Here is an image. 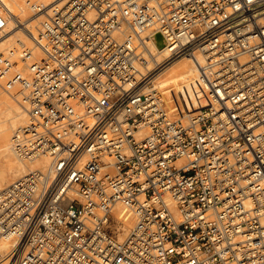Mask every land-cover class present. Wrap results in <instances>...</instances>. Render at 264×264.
I'll list each match as a JSON object with an SVG mask.
<instances>
[{
	"label": "built area",
	"instance_id": "1",
	"mask_svg": "<svg viewBox=\"0 0 264 264\" xmlns=\"http://www.w3.org/2000/svg\"><path fill=\"white\" fill-rule=\"evenodd\" d=\"M33 10L45 16L33 45L0 53V78L24 88L14 154L50 160L0 190V262L264 264V0H38ZM6 26L0 12V38ZM158 33L168 56L143 72ZM197 52L212 104L171 116L152 81ZM119 201L137 217L123 240Z\"/></svg>",
	"mask_w": 264,
	"mask_h": 264
},
{
	"label": "bare ground",
	"instance_id": "2",
	"mask_svg": "<svg viewBox=\"0 0 264 264\" xmlns=\"http://www.w3.org/2000/svg\"><path fill=\"white\" fill-rule=\"evenodd\" d=\"M33 4L34 2L27 4L24 0H0V12L5 11V15L7 16L5 33L3 37L0 38V53L5 50L10 51L13 49L12 47L16 42L18 44L20 42H33L32 39L34 36H37L40 22L45 19V16L39 13L34 15L29 14L30 9L33 10ZM26 14L27 16L24 18ZM168 53L169 51L166 47L158 46L156 41L149 38L147 40V47L141 51V58L137 63V68L143 72H151L159 63L164 61V59L168 56ZM37 54L41 58L44 57L40 50H37ZM186 58V60H176L167 67L163 68L155 76L151 84L154 89H157L158 91L162 89L166 93L168 99L166 103L170 113H174L178 110H193L198 107L203 109L212 104V99L200 74V67L198 63V61L201 63L204 62V56L201 52H197L196 57L187 56ZM23 68V71L26 72L27 69L25 67ZM14 98H17V92L14 87H7L6 91L0 87V139L6 134L10 127L14 126L15 123L17 121L19 122L21 119V113L16 108ZM20 105L25 115H27L28 113L24 104H22V99L20 100ZM188 112L181 117L187 118L194 114ZM10 139L9 141H11ZM0 147L10 159V145L8 143H1ZM108 159L112 161L111 156H108ZM18 160L20 162L18 171L15 176H12L13 178L19 177L30 168L32 169L33 166H35L31 164L32 162L39 167H46L50 159L48 156L44 155L31 161L19 158ZM8 181H11V179L9 178ZM5 186L6 185L3 186V181L0 176V190ZM112 213L114 217L117 216L118 219L125 224L126 228L129 229V233L137 220L136 214L132 208L119 201L113 206ZM12 245V240H3L1 248H10ZM0 264H8V259L1 261Z\"/></svg>",
	"mask_w": 264,
	"mask_h": 264
},
{
	"label": "rangeland",
	"instance_id": "3",
	"mask_svg": "<svg viewBox=\"0 0 264 264\" xmlns=\"http://www.w3.org/2000/svg\"><path fill=\"white\" fill-rule=\"evenodd\" d=\"M27 4L29 3H33V2H35V1H38V0H24ZM44 1H48V0H44ZM30 9V8H29ZM1 13H3V14H5V11L4 12H1ZM29 14H31V15H34V10H31L30 9V13ZM26 16H27V14L24 16V18H26ZM37 34H38V31H37ZM27 44H30V45H33V42H26ZM15 46V47H14ZM12 48H17L18 47V43L16 42L15 43V45H14ZM2 53H4V54H9V51H7V50H5L4 52H2ZM181 59H187L186 58V56L185 57H181V58H179V59H177V60H181ZM154 66V65H153ZM161 70H159L158 71V73L160 72ZM28 72V71H27ZM157 73V74H158ZM156 74V75H157ZM155 75V76H156ZM155 78V77H154ZM0 80H1V83H0V87L4 90V91H6V88L7 87H14V89L16 90V92H17V98H14L15 99V102H16V108H17V110L21 113V119L19 120V122L17 121L16 123H15V125L14 126H12V127H10L8 130H7V132H6V134L4 135V136H2L1 137V139H0V144L2 143V144H4V143H8L9 145H10V159H12V160H10L8 157H7V155L5 154V152L2 150V148L0 147V176H1V178H2V181H3V186L4 185H7V184H9L12 180H14L15 178H13L12 176H15L16 174H17V171H18V166H19V160H18V157L15 155V154H13L14 152H13V150L11 149L12 147H11V136H12V134H13V132H14V130L18 127V126H20L21 124H23L27 119H28V114L27 115H25V113H24V111H23V109H22V107H21V105H20V100L22 99V104H24L25 105V102H24V96H23V92H24V88L20 85V84H17V83H9L8 82V79H4V78H0ZM159 90H160V88H159ZM162 93L161 94H163L162 96H163V99H164V103H165V106H166V109L168 110V107H167V95H166V93L161 89L160 90ZM6 94H7V92H6ZM9 95V94H8ZM11 97V96H10ZM25 107V106H24ZM201 109V107L199 108H196V109H193V110H178V111H176V112H174V113H170V111H168L169 112V114L171 115V116H175V117H177V118H180L181 116H183V115H185V114H187V112L188 113H197V112H199V110ZM182 114V115H181ZM183 118H185V117H183ZM17 126V127H16ZM16 127V128H15ZM9 137V138H8ZM8 139V140H7ZM9 139L11 140V141H9ZM7 140V141H6ZM8 160V161H7ZM11 163V164H10ZM29 163H31V162H29ZM4 164V165H3ZM32 165H35V166H33V168H38L39 166L38 165H36V164H34L33 162L31 163ZM31 169V168H30ZM29 170V169H28ZM5 172V173H4ZM9 174V175H8ZM8 175V176H7ZM10 176V177H9ZM9 178L11 179V181H8L9 180ZM5 181V182H4ZM112 221H113V226L116 228V230H117V235H118V238H119V240H123L126 236H127V234H128V231H129V229H127L126 228V226H125V224L121 221V220H119L118 219V217L117 216H115L114 217V215H113V218H112Z\"/></svg>",
	"mask_w": 264,
	"mask_h": 264
},
{
	"label": "water",
	"instance_id": "4",
	"mask_svg": "<svg viewBox=\"0 0 264 264\" xmlns=\"http://www.w3.org/2000/svg\"><path fill=\"white\" fill-rule=\"evenodd\" d=\"M154 40L156 41L157 45L160 47L164 46V39L161 33H158L154 36Z\"/></svg>",
	"mask_w": 264,
	"mask_h": 264
}]
</instances>
